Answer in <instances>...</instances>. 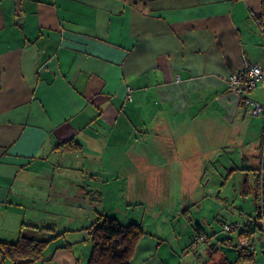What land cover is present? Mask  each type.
Segmentation results:
<instances>
[{
    "label": "crops",
    "instance_id": "crops-1",
    "mask_svg": "<svg viewBox=\"0 0 264 264\" xmlns=\"http://www.w3.org/2000/svg\"><path fill=\"white\" fill-rule=\"evenodd\" d=\"M262 17L264 0H0V241L54 238L32 264H88L87 227L121 210L146 231L131 264L234 262L218 202L233 189L253 206L230 215H256L264 114L227 82L244 54L264 67ZM245 95L264 105V86ZM254 230L239 264H264Z\"/></svg>",
    "mask_w": 264,
    "mask_h": 264
},
{
    "label": "trees",
    "instance_id": "trees-1",
    "mask_svg": "<svg viewBox=\"0 0 264 264\" xmlns=\"http://www.w3.org/2000/svg\"><path fill=\"white\" fill-rule=\"evenodd\" d=\"M261 24L264 26L263 17L261 19ZM244 105L246 104L244 103ZM58 148L67 151L78 150L81 148V143L71 139L59 143ZM235 170L237 169L233 168L231 172H234ZM255 182L254 198L256 203V215L252 218H256L258 222H260L264 220V178L262 179L259 177ZM33 227L40 230H52L51 227ZM256 227H258V224L246 230H237L235 243L233 238L226 237V235L221 236L220 232L217 231L216 235L220 239L218 242L227 246L235 247L237 250V257L234 262L230 261L228 257H225L222 263L216 264H239L255 260L256 251L251 245L248 247H242L239 242L243 237L249 238L252 236L255 233L254 228L256 229ZM87 230L93 244L88 264H131L137 245L146 233L142 225L139 223L130 222L126 224L120 222L116 217L105 215H100L89 227H87ZM60 234L62 233H59L56 237H59ZM204 236L206 239L198 242L197 237ZM211 238L212 236L197 231L192 237V243H209L211 242ZM53 239L54 238H30L21 232L20 237L17 240H2L0 241V245L7 259H10L16 264H32L43 259L45 250Z\"/></svg>",
    "mask_w": 264,
    "mask_h": 264
},
{
    "label": "built area",
    "instance_id": "built-area-1",
    "mask_svg": "<svg viewBox=\"0 0 264 264\" xmlns=\"http://www.w3.org/2000/svg\"><path fill=\"white\" fill-rule=\"evenodd\" d=\"M20 5L25 0H14ZM228 86L234 92L238 93L242 101L250 108V111L254 115L264 114V105L248 96L245 93L257 88L258 86H264V67L261 62L251 60L246 54L242 56V65L235 71L228 79ZM129 99L131 98V89L128 92ZM259 177L264 178V164L260 168L259 173L255 176V180ZM264 221V220H262ZM261 222V221H260ZM258 220L256 218H249L245 221L234 220L223 223L222 230L224 232H237V230H246L250 227L256 226ZM198 242L206 239V237H197ZM240 246H250L248 237H243L240 242Z\"/></svg>",
    "mask_w": 264,
    "mask_h": 264
},
{
    "label": "rangeland",
    "instance_id": "rangeland-1",
    "mask_svg": "<svg viewBox=\"0 0 264 264\" xmlns=\"http://www.w3.org/2000/svg\"><path fill=\"white\" fill-rule=\"evenodd\" d=\"M204 183H206V181L204 180L203 181ZM230 186L229 187H231V188H233L234 187V183H231V184H229ZM225 193H227V194H231L232 196H234V199H232L231 200V202L229 203V204H227V202L228 201H225V199H223L222 201H219L218 203H220L221 205H225V207L224 208H227L225 211H224V213H223V215L224 216H226L227 217V221L228 222H230V221H233V220H235V218H234V216H231L230 215V213H232V208H238V205L239 204H243V203H245V201H246V205H250V204H252L251 202L253 201L252 200V197H248V198H246L247 200H245L244 199V196L243 195H241L240 194V192H234V190L233 189H229V188H227V190H225L224 192H223V194H225ZM233 200H236V206H234V203L232 202ZM118 202L119 203H122V204H127V201H125V199H119L118 200ZM225 202V203H224ZM252 206H253V204H252ZM160 207H162V206H160ZM127 208V207H126ZM154 208H156V206L154 207ZM138 209L140 210L139 212H138V215L139 216H141L142 215V213H143V211H142V209H140V206H138ZM138 209H137V211H138ZM236 210V209H235ZM119 212V221L120 222H122V223H124L125 221H124V219L125 220H127V217H128V215H129V211H121V210H119L118 211ZM126 212H128L127 214L128 215H125V213ZM236 212V211H235ZM237 213V215L239 216V214L241 213L239 210L236 212ZM106 216V215H105ZM222 216V215H221ZM241 217V214H240V216L237 218V219H239ZM148 218H146V220H147ZM217 227H218V231L220 232V235L221 236H225V235H229V234H236L237 232L235 231V232H224L223 230H222V228H223V225L222 224H220V222L218 221L217 222Z\"/></svg>",
    "mask_w": 264,
    "mask_h": 264
}]
</instances>
